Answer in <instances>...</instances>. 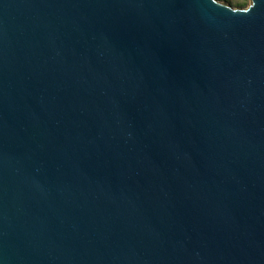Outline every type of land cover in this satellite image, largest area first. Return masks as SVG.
Instances as JSON below:
<instances>
[{
    "label": "water",
    "instance_id": "water-1",
    "mask_svg": "<svg viewBox=\"0 0 264 264\" xmlns=\"http://www.w3.org/2000/svg\"><path fill=\"white\" fill-rule=\"evenodd\" d=\"M0 264H264V0H0Z\"/></svg>",
    "mask_w": 264,
    "mask_h": 264
},
{
    "label": "rangeland",
    "instance_id": "rangeland-1",
    "mask_svg": "<svg viewBox=\"0 0 264 264\" xmlns=\"http://www.w3.org/2000/svg\"><path fill=\"white\" fill-rule=\"evenodd\" d=\"M218 1L230 5L232 8H246L250 4V0H218Z\"/></svg>",
    "mask_w": 264,
    "mask_h": 264
}]
</instances>
